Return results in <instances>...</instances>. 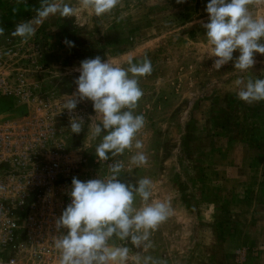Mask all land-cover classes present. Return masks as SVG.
<instances>
[{"label":"rangeland","instance_id":"1","mask_svg":"<svg viewBox=\"0 0 264 264\" xmlns=\"http://www.w3.org/2000/svg\"><path fill=\"white\" fill-rule=\"evenodd\" d=\"M64 2L75 9L72 16L41 21V0H0V68L8 83L0 115H27L46 104L39 111L52 119L73 177L106 178L119 164L122 181H151L149 202H166L169 215L146 247L113 239L128 247L125 264H264V100L237 95L247 79L264 77V54H255L247 72L231 61L216 70L214 58L202 59L206 0H118L100 16L79 0ZM249 11L264 16V2L253 0ZM23 23L34 26L28 38L14 34ZM95 56L124 67L128 57L148 59L152 67L137 78L143 95L134 112L144 126L135 140L142 148L107 161L95 157L100 138L90 139L100 119L91 102L60 110L76 89L79 62ZM70 116L83 119L79 133L70 132ZM137 151L146 157L140 166L131 163ZM142 204L137 196L134 206Z\"/></svg>","mask_w":264,"mask_h":264},{"label":"clouds","instance_id":"2","mask_svg":"<svg viewBox=\"0 0 264 264\" xmlns=\"http://www.w3.org/2000/svg\"><path fill=\"white\" fill-rule=\"evenodd\" d=\"M117 4L118 0H79L78 6L100 16ZM252 4L253 0H206L207 20L201 25L206 38L202 59L214 58L211 67L216 70L231 61L233 67L247 72L255 62V54H264V16H254L249 11ZM74 11L64 0H41L37 15L42 21L49 15L69 17ZM34 31L32 24L23 23L14 34L28 38ZM65 43L69 47L73 44L70 40ZM234 50L238 52L235 58ZM126 63L124 67L101 60L100 56L81 60L74 80L76 89L66 94L61 104L60 110L72 112L79 101L87 99L95 114H99V122L90 133L91 140L100 138L94 148L97 160L107 161L125 149L142 148L140 141L135 140L144 126L143 115L134 112L143 95L137 78L150 74L152 67L148 59L133 63V58L128 57ZM237 95L249 103L264 100V77L247 79ZM82 125V118L69 117L71 133H79ZM145 161L142 151L131 157L134 166ZM119 177V164L111 166L106 178L96 176L81 181L72 177L67 192L69 203L54 220L59 233L53 241L58 264H108L109 261L125 264L128 247L113 245V239L146 247L144 242L150 233L167 219L166 202H149L152 193L148 178H140L133 184ZM137 196L143 202L139 208L134 206Z\"/></svg>","mask_w":264,"mask_h":264},{"label":"built area","instance_id":"3","mask_svg":"<svg viewBox=\"0 0 264 264\" xmlns=\"http://www.w3.org/2000/svg\"><path fill=\"white\" fill-rule=\"evenodd\" d=\"M8 83L0 68V95ZM0 115V264H50L73 172L49 114Z\"/></svg>","mask_w":264,"mask_h":264},{"label":"crops","instance_id":"4","mask_svg":"<svg viewBox=\"0 0 264 264\" xmlns=\"http://www.w3.org/2000/svg\"><path fill=\"white\" fill-rule=\"evenodd\" d=\"M260 247L264 249V244H263V246H260ZM263 251H264V250H263Z\"/></svg>","mask_w":264,"mask_h":264}]
</instances>
